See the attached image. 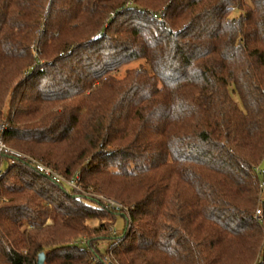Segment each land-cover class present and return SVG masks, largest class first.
I'll list each match as a JSON object with an SVG mask.
<instances>
[{"label": "trees", "instance_id": "1", "mask_svg": "<svg viewBox=\"0 0 264 264\" xmlns=\"http://www.w3.org/2000/svg\"><path fill=\"white\" fill-rule=\"evenodd\" d=\"M0 137L129 209L0 153V264H264V0H0Z\"/></svg>", "mask_w": 264, "mask_h": 264}, {"label": "built area", "instance_id": "2", "mask_svg": "<svg viewBox=\"0 0 264 264\" xmlns=\"http://www.w3.org/2000/svg\"><path fill=\"white\" fill-rule=\"evenodd\" d=\"M4 128V125H2V129ZM0 153H4V154H9L15 158H20L23 160H27L30 164L34 165V167L41 172L42 174L49 176L52 180L56 181V182H61L63 184H65L66 186L76 190L77 192H85L87 193L88 191L90 193L91 192V188H89L87 191H85L81 184L78 183L77 181V175L75 174V176L71 177V178H65L64 176H62V174L54 171L53 169H51L50 167L44 165L43 163H41L40 161L31 158L29 156H26L12 148H10L9 146H7L1 139L0 137ZM88 192V194H90ZM96 198L95 200H97L98 202H100L106 209H109L111 211H115V212H123L126 211L129 212L128 207H125L121 202H118L117 200L103 195V194H93ZM256 213H259V210L256 211ZM80 243H83L82 241ZM104 261L106 264H117L114 259L111 256H106L104 258Z\"/></svg>", "mask_w": 264, "mask_h": 264}, {"label": "rangeland", "instance_id": "3", "mask_svg": "<svg viewBox=\"0 0 264 264\" xmlns=\"http://www.w3.org/2000/svg\"><path fill=\"white\" fill-rule=\"evenodd\" d=\"M247 1V0H246ZM239 13H240V11L238 10V9H234L232 12H231V15H232V17H237L238 15H239ZM140 67H143V68H145V69H147V65H146V63L143 61V60H134V61H131V62H129V63H127L126 65H123L121 68H119V70L115 73V75H116V77H118V78H120V77H122L124 74H125V72L128 70V69H134V68H140ZM261 164H264V159L262 160V162H261ZM89 192V191H88ZM88 192L87 193H85V192H79V193H81L82 195H84L86 198H90V199H94L95 200V196L93 195V194H97V193H90V194H88ZM104 195V194H103ZM111 198H113V197H111ZM113 199H115V198H113ZM115 200H117V199H115ZM118 201V200H117ZM118 202H120V201H118ZM124 205V204H123ZM125 207H127L126 205H124ZM257 211V210H256ZM120 214H122V215H124L126 218H129V212H127L126 213V211H123V212H120ZM257 214V213H256ZM46 223L47 224H49V223H51V220L50 219H48L47 221H46ZM123 224H124V220L123 219H121L120 217L119 218H117V222H116V225H115V227H114V229H113V232L114 233H120L121 232V230H122V227H123ZM82 239H83V237H82ZM85 239H83V240H80V242L82 241H84ZM106 243L107 242H99V244H98V247H99V249L102 251V252H104L105 251V248H106Z\"/></svg>", "mask_w": 264, "mask_h": 264}, {"label": "water", "instance_id": "4", "mask_svg": "<svg viewBox=\"0 0 264 264\" xmlns=\"http://www.w3.org/2000/svg\"><path fill=\"white\" fill-rule=\"evenodd\" d=\"M44 258H45L44 253L43 252H40L37 255L36 264H44Z\"/></svg>", "mask_w": 264, "mask_h": 264}]
</instances>
